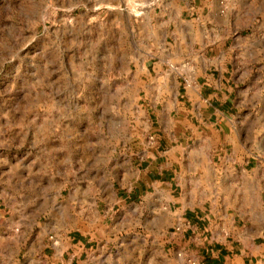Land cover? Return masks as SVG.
<instances>
[{"label": "crops", "instance_id": "crops-1", "mask_svg": "<svg viewBox=\"0 0 264 264\" xmlns=\"http://www.w3.org/2000/svg\"><path fill=\"white\" fill-rule=\"evenodd\" d=\"M162 23L133 69L139 156L78 185L51 264H264V0H169Z\"/></svg>", "mask_w": 264, "mask_h": 264}, {"label": "rangeland", "instance_id": "rangeland-1", "mask_svg": "<svg viewBox=\"0 0 264 264\" xmlns=\"http://www.w3.org/2000/svg\"><path fill=\"white\" fill-rule=\"evenodd\" d=\"M168 2L0 0V264H51L78 185L114 182L139 156L133 69Z\"/></svg>", "mask_w": 264, "mask_h": 264}, {"label": "built area", "instance_id": "built-area-1", "mask_svg": "<svg viewBox=\"0 0 264 264\" xmlns=\"http://www.w3.org/2000/svg\"><path fill=\"white\" fill-rule=\"evenodd\" d=\"M223 8H226V6L224 5ZM189 64L186 62V63H182L180 64V66H175V65H172L173 68H176V69H183L185 72H183L182 74V80L184 82V84L186 86H192L193 85V75H192V72L188 69ZM190 264H196V262L194 260H192L190 262Z\"/></svg>", "mask_w": 264, "mask_h": 264}]
</instances>
